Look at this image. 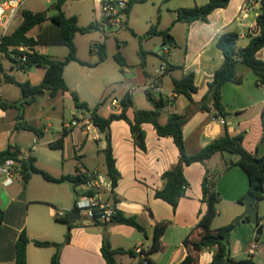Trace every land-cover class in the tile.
Here are the masks:
<instances>
[{
	"label": "crops",
	"instance_id": "0c3cea01",
	"mask_svg": "<svg viewBox=\"0 0 264 264\" xmlns=\"http://www.w3.org/2000/svg\"><path fill=\"white\" fill-rule=\"evenodd\" d=\"M51 1H54L55 4L56 0ZM76 1L83 0H68L64 4L65 15L67 17L76 16L80 27L96 23L98 29L90 33L79 34L81 37H78V34L75 36L78 58L91 66L73 61L65 67L64 80L69 90L75 92L80 101L87 103L90 109H96L98 114L105 118L113 113H118L120 101L126 93H130L134 101V107L127 112L130 119H134L136 110L150 111L153 109L147 98V91L157 99L175 97L174 103L162 110L159 120L161 124L167 122L170 114L184 113L189 104V100L184 95L174 94L173 79H180L193 73L197 87V92L193 94V100L195 103H200L208 92V84L213 80L216 70L222 66L224 61L222 52L216 46L218 37L224 32L235 31L239 34L237 49L245 48L251 37L259 35L260 28L257 24V17L264 11V0H231L226 8H219L212 12L208 17V22L196 21L188 25L176 22V11L183 7L201 6L209 0H170L169 4L173 2L167 8L170 15L164 20V15L161 14L157 21H159L158 29L169 30L171 39H168L165 44L162 37L154 36L161 42V52L156 55L147 46L148 41L145 44L144 40H151L148 38V31L150 26L157 21L155 23L147 21L146 23L150 24L149 28L145 32H139L134 26L132 16L134 4L144 2L130 0L136 3L133 4L127 15L126 25L122 29L111 32L122 36L121 31L128 30L131 36L139 41V47L134 51V55L139 61L129 60V43L117 39L116 53L121 54L126 65L121 71V67L113 56L117 73H108L106 71L108 65L105 66L108 56L100 62L99 58H94L93 52H91V47L94 44L105 43L106 45V42L98 41L101 39L99 32H102L105 38L109 34L105 31L107 27L103 23L100 0H93L89 7L77 10L74 8ZM178 1L180 4L175 6ZM19 17H21V23L22 10L11 22L0 23V41L4 35L12 33L19 26L11 31ZM38 31L37 28L35 35H31L30 32L29 36L36 37ZM131 31L137 36H134ZM87 34L88 37H85ZM140 37L145 38L139 39ZM165 45L169 47L167 55H164L162 51ZM80 46L82 50L87 46L89 52L86 54L80 52ZM47 47L52 46H37L35 50L53 58ZM27 50L32 52L30 48ZM61 53L64 59L68 54V49ZM256 56L264 61V48L259 50ZM4 59L8 62L5 63ZM0 62L3 64L6 74L15 77L21 83L29 81L32 85H39L46 72L44 68L40 67H34L30 71L21 69L1 52ZM164 63L167 66V72L159 76L157 69ZM18 72L26 74L29 79H20ZM237 75L243 79L241 85L226 83L222 87V102L229 114L224 118L227 122L226 125L221 124L218 120H213L216 111L212 107L211 99L206 102L210 111L197 109L184 124V140L189 154L201 151L220 137L227 127L231 135L242 137V146L245 150L256 157L264 155V86L256 85L257 77L244 65L237 67ZM2 81L0 83V98L5 101L23 99L18 87L20 93L12 95L10 88L15 85L5 83L4 77ZM40 96L49 97L57 102L64 101L66 97L72 101L73 99L70 92L52 98L47 91H43L38 93L35 102L25 107V120L42 129L43 137L50 130L55 131L53 138L44 143L49 148L50 143L61 137L64 126L69 122L65 121L63 117L59 119L60 116L54 113V107L51 104H48L46 112L32 109V105L38 103ZM113 101L117 102L115 106L112 105ZM107 102H110L111 108L116 111L111 112L110 110L109 115H104L102 109ZM17 114V109L0 110V152L7 150L10 145L18 146L21 155L36 159L35 165L37 166L38 158L33 156V152H36L39 139L32 132L15 130ZM44 117L48 121L47 126L32 124L33 120ZM79 118L82 120L80 126L66 129L71 132L65 138L64 148L61 149L63 150L62 170L58 175L51 174L54 177L74 175L78 171L86 174L88 178L94 173H106V166L102 172L99 167L89 168L84 163V159L88 156L87 150H91L93 147L91 146L92 142L99 146L104 134L100 133L93 124L85 122V119L89 118V112L84 111ZM79 118L76 117V119ZM54 119L56 125L52 122ZM142 130L145 133V151L135 145L130 127L125 121H114L110 127L115 165L121 175L114 190L118 199L116 208L128 216H135L139 224L144 227V232L128 225L101 226L90 222L74 221L72 222L70 241L64 245L61 252L60 264H107L101 252L105 240L110 243L113 249L125 251L116 255V264H141L139 257L134 252L138 245L143 246L149 264H180L188 254L183 241L197 226L201 217L200 212L205 213L207 210V205L202 202V183L207 169L212 172L222 171L216 182V190L221 200L217 205L218 215L213 220L212 229L233 225L244 213L245 206L242 201L248 195V175L237 164L228 170H223L226 162L238 160L235 155L217 154L208 160L206 165L194 163L186 166L184 175L189 187L175 211L168 203L157 199L155 192L163 186L161 176L178 162L179 152L173 139L158 136L152 124H143ZM27 134L33 136L30 144L25 143ZM105 147L106 142L100 148L97 147V151L102 153ZM73 159L76 162L72 164ZM70 160L71 165L67 167L65 164ZM37 167L44 170L43 167ZM46 172L50 174L49 171ZM75 200L76 189L69 182L52 184L39 175H33L27 183H24L23 176H18L11 186L4 187L0 180V209L5 213L0 238V264H15V244L18 235L23 230L31 240L27 246V264H50L55 248H39L32 241L64 243L67 228L54 223H61L55 218V210H64L68 218L71 211H74ZM256 208L259 218L262 219L260 225H264V200L258 201ZM163 222H169V226L162 237V248L149 254L154 240L155 226ZM61 224L67 226L66 223ZM257 236L259 235L256 233V228L251 225L250 221L242 222L228 237L232 258L235 261L248 259L249 246L258 241L260 253L254 256L253 260L256 262V258H259L264 261V228L259 238ZM213 255V250H204L198 257V264H209Z\"/></svg>",
	"mask_w": 264,
	"mask_h": 264
},
{
	"label": "trees",
	"instance_id": "16d2710c",
	"mask_svg": "<svg viewBox=\"0 0 264 264\" xmlns=\"http://www.w3.org/2000/svg\"><path fill=\"white\" fill-rule=\"evenodd\" d=\"M68 0H56L54 9L56 14L49 16L47 11L33 12L29 10L22 11V21L19 26L10 34L4 35L0 41V52L9 58L13 63L26 71L40 67L46 70L45 75L39 85H32L29 81L18 82L15 77L8 76L5 72L3 64L0 62V83L2 78H5V83H10L18 87L22 94L20 101H5L0 98V110L8 111L17 109L15 130H26L32 132L38 139L43 137V130L29 124L25 120V107L36 101L38 93L47 91L49 96L55 98L59 94L70 92L74 106L78 110L89 112L90 121L100 133L104 134L106 147L102 150L105 158L106 174L112 179L114 188H116L120 179V173L116 168L115 159L113 156L112 141L110 127L114 121H125L131 130L135 145L141 150H146L145 133L142 130V125L145 123L152 124L160 137H170L173 139L179 152L178 162L165 171L162 176L163 186L155 192V197L160 199L170 206L175 211L180 200L186 195L189 183L184 175V168L194 163L206 165V162L217 154L235 155L238 157L236 162H226L223 170H228L233 165L237 164L247 173L249 178L248 195L253 196L257 202L264 200V155L256 157L249 153L242 146V137L233 136L225 127L223 134L204 147L196 154H189L186 150L183 127L187 120L197 110H207L210 108L206 102L212 100V107L216 111L215 117L225 118L227 113L222 102V87L226 83H234L241 85L242 77L237 75V67L244 65L248 67L257 77L256 85L264 86V61L257 58L259 50L264 48V11L258 15L257 24L260 28L259 35L251 37L247 46L241 50L237 49L239 34L235 31H227L222 33L218 39L216 46L222 52L224 61L222 66L216 70L213 80L208 84V92L200 103H195L193 94L197 92L195 85V75L193 73L183 76L180 79H173V90L176 95H184L189 104L184 113H173L168 116L165 124L160 123L162 110L174 103L173 98L160 97L155 98L146 92L148 100L151 102L153 109L150 111L136 110L134 119H130L127 112L134 107L133 97L130 93H126L119 104L118 113H113L105 118L98 114L96 109H90L89 105L80 101L75 92H71L64 80L65 67L75 61L82 65L91 66V64L81 61L77 55V47L75 44L76 34L90 33L98 29L96 23H91L87 27L78 25L76 16L67 17L63 11V6ZM141 0L139 2H145ZM231 0H209L204 5L195 7L179 8L176 22L184 24H192L196 21L208 22V17L219 8H226ZM134 1H130L127 15L131 11ZM159 21L152 24L148 31V38L159 36L163 38V42L167 44L168 39H171L169 30H159ZM126 25V24H125ZM38 28L36 37L29 36V33ZM134 36H137L131 31ZM145 37H140L143 39ZM37 46H65L68 49L67 56L62 60H56L48 55L41 54L35 50ZM172 46V45H170ZM26 48V49H25ZM30 48L32 52H29ZM91 52H95L99 56V61L106 59L105 43L94 44L91 47ZM25 56L23 62L20 58ZM114 60L121 67L126 65L123 57L119 52L114 55ZM170 69V67H169ZM71 130L64 129L61 137L50 143V149L61 150L64 148V140ZM21 154L18 146L10 145L7 150L0 152V164L11 158H16ZM36 159L28 157L23 161L22 176L24 183H27L33 175L41 176L45 181L52 184H62L65 182L71 183L74 187L88 180L86 174L78 171L74 175H62L54 177L48 172L38 168L35 165ZM222 171L206 170V174L202 183V202L207 205L205 213L200 212V220L192 232L184 239L183 245L188 251V254L180 264H198L199 255L206 249L214 251L213 259L209 264H258L253 258L235 261L230 252V240L226 239L227 231L233 226L212 229L213 220L218 215L217 205L221 198L216 190V182ZM112 199L118 202L115 193ZM244 201V200H243ZM242 201V202H243ZM260 219V218H259ZM5 220V213L0 209V238ZM61 223L67 224V234L64 243H54L50 241L33 240L32 242L39 248H55V252L51 258L50 264H60L61 252L66 243L70 241L72 223H69V217L66 219H57ZM249 221V217L246 218ZM262 220V219H260ZM108 224L128 225L135 229L144 232L135 216H128L120 210H116L110 223H96V225L107 226ZM169 226V222L158 223L155 226L154 240L149 254L155 253L162 248V237ZM259 238V236H257ZM31 242L23 230L16 240L15 264H27V246ZM102 255L107 264H116V255L124 253L123 249H113L110 243L105 240L101 248Z\"/></svg>",
	"mask_w": 264,
	"mask_h": 264
},
{
	"label": "rangeland",
	"instance_id": "374dc122",
	"mask_svg": "<svg viewBox=\"0 0 264 264\" xmlns=\"http://www.w3.org/2000/svg\"><path fill=\"white\" fill-rule=\"evenodd\" d=\"M170 0H147L144 3H136L134 4V10H133V16H132V21L134 23V26L139 30V32H145L150 24L146 23L151 22V23H155L157 21V18L159 15L163 14L164 15V20L167 19L168 15H170L167 12V8L169 5H171L173 2H170ZM91 2H93V0H83V1H76L74 2V8L77 10L78 8H87L89 7L91 4ZM179 1L175 3L176 5H179ZM170 8V7H169ZM23 9L25 10H29V11H33V12H38V11H47L48 15H52L55 14L56 11L54 9V1H48V0H27L25 2V4L23 5ZM22 9V11H23ZM20 19L21 17H19V20L16 21V23L13 25V28L11 29V31L13 29H15L19 24H20ZM1 31V30H0ZM106 33H109L108 36L105 38L102 34V32H99V35L101 36V39L98 40L99 42H106V46H107V62L105 64L108 65L106 71L108 73H117L116 70V66L113 62V56L116 53V40H120V41H125L129 43V60L132 61H137L138 58L134 55V51L136 50V48L139 47V41H136L130 34V32L128 30H123L121 31L122 36H119L118 33L115 34L116 32H114L112 34V30L107 28L105 29ZM37 32V28L33 31H31V35H35V33ZM78 37H81V35L78 34ZM88 37V34L87 36ZM94 38H96L97 36H93ZM151 40H144L145 44L146 41L147 42V46H149L154 54H158L161 52V42L159 41V39H156L155 37L150 38ZM49 49V54H52L54 59L57 60H62L63 59V54L61 53V51H65L67 50V47L65 46H57V47H47ZM87 46L83 48H81L80 46V52H84V54H86V52H89V49H87ZM54 52V53H53ZM92 56L94 58H99L98 55L93 52ZM139 61V60H138ZM4 62L7 63L8 61L6 59H4ZM33 69V68H32ZM31 70V69H30ZM28 70V71H30ZM18 76L20 77V79L22 78L23 80H27L29 79V77L26 74H21L20 72L17 73ZM10 92L12 95H18V93H20V91L18 90L17 87L12 86L10 88ZM113 96V95H112ZM48 104H51L52 107H54V113H56L57 115H59V119L61 117H63V119L67 122H71L73 119H75L76 117H81L84 113V111L82 110H78L76 108H74V104L73 101L69 98L66 97L64 99V101H60L57 102L53 101L51 98L49 97H44V96H40L38 98V103L32 105V109L38 110L40 112H46L48 109ZM44 110V111H43ZM115 112L116 109L111 108V104L110 102H107L105 104V106L102 109V112H104V115H109L110 112ZM55 119L52 121L53 124ZM32 124L36 125V126H40V125H46L48 124V121L46 120V118H38L36 120L32 121ZM60 124V123H59ZM56 125V124H54ZM55 134V131L50 130L49 132H47L45 134V136L41 139H39L38 144L36 145L37 149L36 152H33V156H35L36 158H38V163L37 166L39 167H43L44 170L49 171L50 174L53 175H58L60 174V170H62V163H63V150H51L49 148H47V146L44 145V143L47 140H51L53 138V135ZM28 137L25 140L26 144H30L32 142L33 136L32 134H27ZM106 142L105 137L102 136L101 138V142H99V146H97V144L95 142H92V149H88L87 150V155L86 158L84 159V163L87 167L89 168H95V167H99L100 170L103 172L104 171V164H105V158H104V154L103 153H99V151H97V147L100 148V146L104 145ZM75 159H73V163H75ZM67 167L71 165V160L70 162H67V164H65ZM40 179V178H39ZM57 226L60 227H66L65 225L61 224V223H57L54 222ZM264 258V255H263ZM264 260V259H263ZM256 262L259 264H262L264 261H261L259 258H256Z\"/></svg>",
	"mask_w": 264,
	"mask_h": 264
},
{
	"label": "built area",
	"instance_id": "2783aa9c",
	"mask_svg": "<svg viewBox=\"0 0 264 264\" xmlns=\"http://www.w3.org/2000/svg\"><path fill=\"white\" fill-rule=\"evenodd\" d=\"M27 0H0V23L11 22L18 13L23 9V5ZM130 0H100L101 13L104 25L110 30H119L124 28L127 20V9ZM162 51L164 55L169 54V47L163 46ZM23 62L26 57L20 58ZM167 72V66L164 63L159 69L157 74L164 75ZM116 101L112 102L115 106ZM213 120L220 121L221 124L226 125L227 122L224 118L213 117ZM85 122L90 124L89 118ZM82 124V120L73 119L64 129H71ZM92 124V123H91ZM27 157L19 154L16 158L6 160L0 164V180L4 187L11 186L16 177L22 176L23 161ZM76 200L74 203V211L80 215L87 217L90 223H110L116 213V202L112 199L114 193V184L112 179L106 173H94L87 181L82 184L76 185ZM55 218L66 219L67 213L62 209L55 210ZM135 254L139 257L141 264H149L148 256L142 245H138L134 249ZM260 253L259 242H253L247 254L249 258Z\"/></svg>",
	"mask_w": 264,
	"mask_h": 264
},
{
	"label": "water",
	"instance_id": "95a60500",
	"mask_svg": "<svg viewBox=\"0 0 264 264\" xmlns=\"http://www.w3.org/2000/svg\"><path fill=\"white\" fill-rule=\"evenodd\" d=\"M245 206L244 213L234 222L233 226L227 231L225 238L228 239L230 233L237 229L242 222L246 220L247 217H249V221L252 226L256 228V233L260 236L262 234V230L264 228V225H260V219L258 215V211L256 208L257 200L251 196L247 195L243 201ZM84 221L88 222L87 217L80 215L77 211H71L69 215V223H72L74 221ZM107 234L105 235V237Z\"/></svg>",
	"mask_w": 264,
	"mask_h": 264
}]
</instances>
